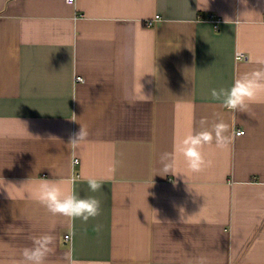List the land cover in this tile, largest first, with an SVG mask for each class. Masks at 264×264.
Here are the masks:
<instances>
[{
  "label": "crops",
  "instance_id": "1",
  "mask_svg": "<svg viewBox=\"0 0 264 264\" xmlns=\"http://www.w3.org/2000/svg\"><path fill=\"white\" fill-rule=\"evenodd\" d=\"M262 66L264 0H0V264L50 229L49 264H264V95L247 113L211 96ZM220 120L232 144L192 173L183 139ZM163 152L179 174H155ZM112 164L75 185L101 201L87 223L39 202L42 180L67 193Z\"/></svg>",
  "mask_w": 264,
  "mask_h": 264
},
{
  "label": "clouds",
  "instance_id": "2",
  "mask_svg": "<svg viewBox=\"0 0 264 264\" xmlns=\"http://www.w3.org/2000/svg\"><path fill=\"white\" fill-rule=\"evenodd\" d=\"M242 4H247V0H240ZM69 5L74 4V0H66ZM225 23H233L229 18H225ZM239 24V19L235 22ZM264 95V66L245 72L234 80L229 88L212 89L211 96L214 100L221 101L223 107L233 112H248L250 105ZM148 96H145V100ZM75 119V115L74 118ZM206 123V121H202ZM243 135V133H240ZM88 130L81 125L79 132L70 137L68 147L76 150L87 140ZM233 135L230 127L223 120L212 125L211 130L205 128L199 132H193L187 135L179 148L183 155L187 168L192 173H200L205 168L212 166L211 160H206L202 149L205 145L215 144L217 148L226 149L233 142ZM160 167L155 174L161 176L172 173L179 174L176 171L175 157L170 152H163L159 157ZM108 175L105 178L95 176L77 177L72 175L67 178L66 183L72 185L71 191L65 193L59 187V182L47 179L39 184L38 199L39 202L53 216H60L72 222L77 219L87 223L89 219H94L101 214V201L95 196L81 197L75 188L79 180L87 183L88 189L96 193L102 189L104 179H114L116 165L109 166ZM181 211H183L181 209ZM99 230V226H97ZM54 229L32 238L31 246L24 247L21 252V261L19 264H49V259L56 253V238ZM61 264H81L71 250L66 251L61 257ZM198 264H205L203 258Z\"/></svg>",
  "mask_w": 264,
  "mask_h": 264
},
{
  "label": "built area",
  "instance_id": "3",
  "mask_svg": "<svg viewBox=\"0 0 264 264\" xmlns=\"http://www.w3.org/2000/svg\"><path fill=\"white\" fill-rule=\"evenodd\" d=\"M74 2H75V0H74ZM213 16V15H212ZM158 17V16H157ZM244 53H238V55H237V58H239V59H241V58H244ZM78 80H82V77H78L77 78ZM240 133H245V129H237V131H236V135H240ZM66 237L68 238L69 237V235H66Z\"/></svg>",
  "mask_w": 264,
  "mask_h": 264
}]
</instances>
